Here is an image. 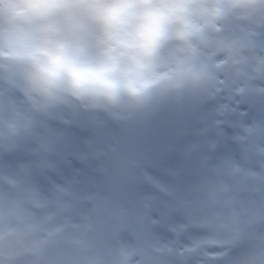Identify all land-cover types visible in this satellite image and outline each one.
Returning a JSON list of instances; mask_svg holds the SVG:
<instances>
[{"label":"clouds","instance_id":"clouds-1","mask_svg":"<svg viewBox=\"0 0 264 264\" xmlns=\"http://www.w3.org/2000/svg\"><path fill=\"white\" fill-rule=\"evenodd\" d=\"M0 264H264V0H0Z\"/></svg>","mask_w":264,"mask_h":264}]
</instances>
